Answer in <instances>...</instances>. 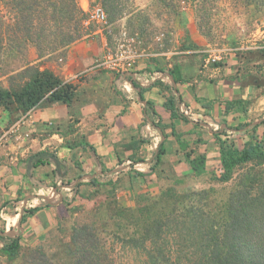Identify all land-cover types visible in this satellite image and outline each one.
<instances>
[{
    "label": "crops",
    "instance_id": "0c3cea01",
    "mask_svg": "<svg viewBox=\"0 0 264 264\" xmlns=\"http://www.w3.org/2000/svg\"><path fill=\"white\" fill-rule=\"evenodd\" d=\"M82 9L86 12L89 7ZM105 52V42L92 36L72 44L61 65L45 67L77 86L70 105L43 100L26 114L0 109V131L22 119L0 150V232L19 230L21 236L18 259L9 261L0 253L5 264L22 261L32 249H41L53 260L63 258L64 223L78 204L104 199L122 211H139L154 201H176L175 196L191 193L189 187L201 189L199 179L225 173L214 133L264 119V93L242 87L234 76L235 67L209 66L200 56L173 57L170 50L164 58L138 62L126 72H104L97 62ZM175 68L178 83L172 77ZM131 78L140 88L133 86ZM172 88L181 98L179 112L196 122L172 116L165 105ZM234 102L227 111L226 104ZM147 103L158 113L162 133L146 121ZM228 133L220 138L238 148L254 135L264 145V125L256 132L235 133L232 137H241L240 144ZM161 142L166 152L151 170L149 162ZM190 151H194L192 158H206L200 175L186 159ZM40 152L54 154L57 161L32 167V156ZM35 208L39 210L20 224L24 210Z\"/></svg>",
    "mask_w": 264,
    "mask_h": 264
},
{
    "label": "rangeland",
    "instance_id": "374dc122",
    "mask_svg": "<svg viewBox=\"0 0 264 264\" xmlns=\"http://www.w3.org/2000/svg\"><path fill=\"white\" fill-rule=\"evenodd\" d=\"M54 2L58 7L51 12L58 18L62 1ZM242 2L208 0L201 8L202 3L193 0H122L119 6L115 3L119 19L114 21L103 0H78L81 9L82 6L89 9L101 7L108 21L104 25L92 22L87 12L89 9L86 12L82 9L88 27L74 43L99 36L106 44L104 55L128 48L135 60L134 67L141 61L164 58L163 53L170 50L173 57L200 56L208 60L209 66L235 67L234 76L242 87L256 88L264 93V0L249 4ZM44 4L48 5L45 1L42 7ZM45 18V14L40 17L37 32L55 34L59 28L58 19L47 25ZM19 19L16 0H0V22L14 28H9L13 39L3 51L0 49V87L4 88L23 86L32 72L26 71L27 67L45 71L48 70L46 66H53L55 62L61 65L67 59L68 48L74 44L53 52L44 50L41 54L34 43L15 38L17 30L14 25H21ZM0 109L12 114L16 112V105ZM232 138L238 144L242 140L237 135ZM199 181L203 185L201 189L198 185L189 187L191 193L175 196L176 201H154L139 211H122L104 199L93 204H78L71 208V216L64 223L66 246L71 243L74 229L86 225L106 242L114 264H145L146 253L129 242L144 237L153 226L160 229L161 240L168 243L166 251L170 256L191 255L194 249H185L180 240L189 239L192 231L189 227L177 226L184 218L173 217L172 220V216L198 211L195 216L189 213L186 218L187 222L193 220L190 222L193 230L202 229L210 219L224 226L228 222L227 212L233 194L247 190L256 196L264 189V161L237 169L228 181L222 174L203 177ZM155 220L159 224H153ZM24 255V258L29 256ZM23 263L22 257V261L13 264ZM54 263L73 264L74 260L66 254L63 258H55ZM0 264L5 263L0 261Z\"/></svg>",
    "mask_w": 264,
    "mask_h": 264
},
{
    "label": "trees",
    "instance_id": "16d2710c",
    "mask_svg": "<svg viewBox=\"0 0 264 264\" xmlns=\"http://www.w3.org/2000/svg\"><path fill=\"white\" fill-rule=\"evenodd\" d=\"M45 1L48 5L44 4L42 7ZM54 1H58V3L62 1L58 18H55V13L51 12L52 9L54 11L58 7ZM121 1L103 0L104 6L114 21L119 19L116 15L118 8L115 3H118L119 6ZM193 1L202 3L201 8H203L202 5L204 4L205 7L208 0ZM241 1L244 4H249L257 0ZM16 9L20 15L19 23L21 25L13 24L17 30L15 38L34 43L41 54L44 53V50L53 52L60 47L71 45L83 36V32L88 27L85 12L78 5V0H16ZM41 10L44 12L42 13ZM43 14L46 16L47 25L58 19L59 28L55 34L46 31L37 32L39 19ZM9 28L14 29L9 24L0 22V49L2 51L13 39ZM176 70L175 68L172 71V77L175 83H178L179 77ZM26 71H30L31 74L19 89L0 87V107L7 109L10 105H16V111L26 114L43 100L63 102L67 105L72 103L77 89L76 85L62 81L48 70L42 71L27 67ZM131 81L134 87L140 88L136 80L131 78ZM141 98L143 100L142 94ZM180 102L179 92H175V89L172 88L171 100L165 104L172 111V116L187 122H196L193 118L179 112ZM235 103H227L226 110L229 111ZM145 118L148 123L162 133L161 119L151 103H147L145 106ZM261 125H264V119L257 124L240 123L235 127L227 126L214 133L220 141L221 167L225 171L222 176L225 181L230 180L237 169L255 162H263L264 145L257 135H254L253 140L247 142L243 148H238L229 139L223 140L220 136L227 135L229 131L234 133L256 132ZM178 142L182 147L185 146L180 137H178ZM165 152L164 142H161L149 162L151 170L160 165ZM193 154L194 151L188 152L186 159L193 171L200 175L205 170L206 158L203 156L192 158ZM51 159L57 161L54 154L40 152L33 155L30 162L32 167H38L47 164ZM91 182L97 184L98 180L93 179ZM251 194L252 192L247 190L233 194L227 212L228 222L224 226H220L210 219L201 227L202 229L193 230L190 223L193 220L187 222L186 218L189 213L195 216L198 211L172 216V220L178 217L184 218V221H178L177 226L189 227V231H192L189 239L180 240L185 249H194L195 252L191 255L174 257L171 254L170 256L166 251L168 243L165 244L161 240L160 229L153 226L147 230L144 237L131 240L129 243L134 244V248H140L146 253L145 264H264V189L256 196ZM38 210L39 208L24 210L20 224L25 221L27 215ZM153 224H159V222L155 220ZM0 241L3 242L0 253L6 256L9 261H15L20 257V235L0 236ZM108 251L106 242L94 229L86 225L76 227L71 243L65 245V255L72 256L73 264H114ZM27 254L29 256L25 258L26 255L22 256L23 264H55L54 260L41 249H32Z\"/></svg>",
    "mask_w": 264,
    "mask_h": 264
},
{
    "label": "built area",
    "instance_id": "2783aa9c",
    "mask_svg": "<svg viewBox=\"0 0 264 264\" xmlns=\"http://www.w3.org/2000/svg\"><path fill=\"white\" fill-rule=\"evenodd\" d=\"M87 12L89 13V19L92 22L104 25L108 21L107 14L99 6L90 8ZM97 65L99 68L105 67L109 70L122 73L126 72L128 69L134 68L135 60L130 54V49L126 48L117 52L116 54H113L112 52L105 54L97 62ZM21 122L22 119L20 118L11 126L0 131V150L8 144L9 140L12 138V135L16 133ZM234 134V132H230L228 133V137H232Z\"/></svg>",
    "mask_w": 264,
    "mask_h": 264
},
{
    "label": "water",
    "instance_id": "95a60500",
    "mask_svg": "<svg viewBox=\"0 0 264 264\" xmlns=\"http://www.w3.org/2000/svg\"><path fill=\"white\" fill-rule=\"evenodd\" d=\"M19 232H20L19 230L18 231L9 232V233L0 232V236H18Z\"/></svg>",
    "mask_w": 264,
    "mask_h": 264
}]
</instances>
